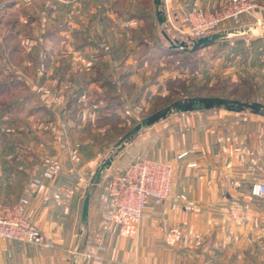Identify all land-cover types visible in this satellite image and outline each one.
Returning <instances> with one entry per match:
<instances>
[{"label": "crops", "instance_id": "0c3cea01", "mask_svg": "<svg viewBox=\"0 0 264 264\" xmlns=\"http://www.w3.org/2000/svg\"><path fill=\"white\" fill-rule=\"evenodd\" d=\"M161 1L165 25L157 19L154 0L152 15L162 33L174 16L183 24L188 10L214 9L224 0ZM140 15L137 20L152 17L150 13ZM255 21L242 16L240 26ZM85 64L81 75L72 72L67 76L75 93L81 90L82 96L86 95L98 84L97 90L103 91L108 101L121 96L127 100L124 87L134 80V69L123 70L118 61ZM59 95H54L48 107L40 105L29 115L60 117L67 125L72 120L70 107L60 103ZM117 108L118 104L112 103L102 111L113 109L117 113ZM91 117L96 118L88 120ZM38 128L21 127L17 133L20 141L0 144V199L6 204L23 196L34 170L42 171L52 159L41 156L42 146L26 143L25 138L36 132L39 139L47 133ZM150 129L144 138L152 144L148 155L174 161L173 192L168 200L150 202L140 220L118 218L103 236L101 260L84 258L81 253L101 235V219L111 208L104 189H94L88 225H82L87 180L106 158L108 147L72 138L70 151L61 159L62 172L54 180L43 179L29 195L26 215L41 226L48 246L0 239V264H264V198L253 196L251 191L255 182H264V112L212 109L175 113L164 120L161 137L159 128ZM86 131L84 128L83 133ZM51 143L58 147L56 141ZM132 144H127L124 152ZM181 150L191 152L178 160ZM117 159L110 170L119 167ZM191 162L196 165L189 166ZM53 192L60 197L54 198ZM45 196H49L47 203ZM190 203L193 206L188 208Z\"/></svg>", "mask_w": 264, "mask_h": 264}, {"label": "rangeland", "instance_id": "374dc122", "mask_svg": "<svg viewBox=\"0 0 264 264\" xmlns=\"http://www.w3.org/2000/svg\"><path fill=\"white\" fill-rule=\"evenodd\" d=\"M253 1L264 7V0ZM153 8L152 0H0V144L20 141L21 127L36 131L41 127L47 130L41 139L36 132V137L25 140L42 146L41 156L52 158L49 161L62 162L72 138L104 143L108 157L136 123L176 100L222 96L264 104V34L230 39L194 53L175 51L161 33ZM148 13L151 20H137ZM255 13L264 25V10ZM240 22H227L222 29L240 27ZM164 30L172 40L189 42L170 23ZM115 61L124 65L123 70L132 68L136 73L124 87L127 100L121 96L108 101L97 90L98 84L82 96L67 80L72 72L81 75L85 63ZM55 94L70 107L72 120L67 125L60 117L29 115L40 105L48 107ZM112 103L118 104L120 115L113 109L102 111ZM164 120L153 125L160 129L159 137ZM153 126L140 130L127 143L133 142L128 151L115 156L114 160L121 155L119 167L109 169L95 190L104 189L106 197L107 178L149 154L152 144L144 138ZM89 180L85 194L94 190Z\"/></svg>", "mask_w": 264, "mask_h": 264}, {"label": "built area", "instance_id": "2783aa9c", "mask_svg": "<svg viewBox=\"0 0 264 264\" xmlns=\"http://www.w3.org/2000/svg\"><path fill=\"white\" fill-rule=\"evenodd\" d=\"M262 10L264 7L253 0H224L214 9L196 7L188 10L183 24L178 23L177 16L168 22L180 35L199 38L221 30L227 22L239 23L244 15L253 16L255 22L261 24V19L255 12ZM190 152L181 150L176 159L180 160ZM188 165L195 166L196 163ZM174 166L173 160L144 155L137 157L123 172L109 176L106 191L111 208L101 219V235L81 255L86 259L101 260L99 252L103 236L111 230L118 218L140 220L150 202L159 204L168 200L173 192ZM62 170L60 161H49L42 171L34 170L24 195L15 203L6 204L0 199V239L29 242L41 248L48 246L43 229L27 217L26 211L30 203L29 195L42 184L43 179L54 180ZM251 191L253 196L264 198V182H255ZM52 196L60 197L58 192H53ZM48 201L49 196H45L44 202ZM191 207L192 203L188 205V208Z\"/></svg>", "mask_w": 264, "mask_h": 264}, {"label": "water", "instance_id": "95a60500", "mask_svg": "<svg viewBox=\"0 0 264 264\" xmlns=\"http://www.w3.org/2000/svg\"><path fill=\"white\" fill-rule=\"evenodd\" d=\"M156 6V16L160 24L165 25L166 16L161 8L162 1L154 0ZM163 34L170 43V48L174 50H183L184 52L193 53L205 47H210L220 42L228 41L234 38L245 37L247 35L262 36L264 34V25H245L240 27H232L218 30L207 36L199 38H190L188 41L175 39L172 40L165 30ZM224 108L229 112H241L245 109L259 113L264 112V104L259 101L249 102L243 100H234L222 96L212 97H190L182 100H176L173 103L151 113L144 117L140 122L136 123L126 134L116 143L114 152L112 151L96 168L89 187L95 189L100 184L102 175L108 171L114 161L115 156L124 151L127 143L142 130L143 128L151 127L162 119H166L169 115L174 113H186L192 111H205L215 108ZM91 193L87 192L84 198L81 223L84 227L88 225V212L90 207Z\"/></svg>", "mask_w": 264, "mask_h": 264}, {"label": "trees", "instance_id": "16d2710c", "mask_svg": "<svg viewBox=\"0 0 264 264\" xmlns=\"http://www.w3.org/2000/svg\"><path fill=\"white\" fill-rule=\"evenodd\" d=\"M154 36L156 37L157 35L154 34ZM175 51H176V50H175ZM188 53H189V52H188ZM193 53H194V52H193ZM130 164H131V163H130ZM130 164H129V165H130ZM129 165H128V166H129ZM128 166H127V167H128ZM127 167H126V168H127ZM126 168H125V169H126ZM125 169H124V170H125ZM124 170H123V171H124ZM123 171H121V172H123ZM118 173H120V172H118ZM115 174H117V172L114 173V174H112V175H115ZM110 176H111V175H110Z\"/></svg>", "mask_w": 264, "mask_h": 264}, {"label": "bare ground", "instance_id": "6f19581e", "mask_svg": "<svg viewBox=\"0 0 264 264\" xmlns=\"http://www.w3.org/2000/svg\"><path fill=\"white\" fill-rule=\"evenodd\" d=\"M262 25V24H261Z\"/></svg>", "mask_w": 264, "mask_h": 264}]
</instances>
